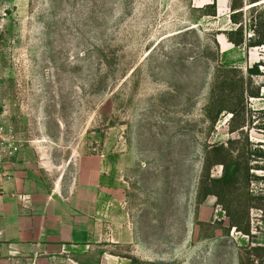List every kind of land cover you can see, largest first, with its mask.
<instances>
[{
	"label": "rangeland",
	"instance_id": "374dc122",
	"mask_svg": "<svg viewBox=\"0 0 264 264\" xmlns=\"http://www.w3.org/2000/svg\"><path fill=\"white\" fill-rule=\"evenodd\" d=\"M232 15L230 0H0L7 222L92 229L9 239L0 264H264V214L242 212L264 191V44L249 46L264 0H243L241 32Z\"/></svg>",
	"mask_w": 264,
	"mask_h": 264
},
{
	"label": "crops",
	"instance_id": "0c3cea01",
	"mask_svg": "<svg viewBox=\"0 0 264 264\" xmlns=\"http://www.w3.org/2000/svg\"><path fill=\"white\" fill-rule=\"evenodd\" d=\"M12 183V182H11ZM19 186L17 180L12 183ZM9 186V182L0 178V188ZM16 190L15 192H17ZM11 203L8 202L5 195L0 194V256H4L8 252L7 242L13 240L12 245L18 252L23 251L25 241L35 243V247L39 248L41 244L54 245L57 242L70 243L86 241L91 236V225L79 219L72 220L69 217L53 215H45L39 218L35 214H19L15 219V225L7 222L5 217ZM15 231L10 235L11 230ZM10 231V232H9ZM29 235V238L26 236ZM27 239H26V238ZM16 252V254H17Z\"/></svg>",
	"mask_w": 264,
	"mask_h": 264
},
{
	"label": "trees",
	"instance_id": "16d2710c",
	"mask_svg": "<svg viewBox=\"0 0 264 264\" xmlns=\"http://www.w3.org/2000/svg\"><path fill=\"white\" fill-rule=\"evenodd\" d=\"M214 5H215V2H213L211 6H214ZM230 8H231V11L233 12L232 22L235 24H239L237 30L241 32L243 30V27H242V24L239 22V20L236 18V14H238L242 10L243 0H230ZM213 14H215V12ZM231 34H232L231 32L227 33V38L229 41L235 43L236 45H240L243 43V38H239L238 40H235ZM261 44H264V40L250 43L249 46H257ZM258 156H262V155H258ZM255 178H257L256 175L250 174L249 170L246 171L245 179H246L247 185H249L251 183V180ZM239 180H240L239 170H238V166L236 165V163H232L229 166L227 165V190L228 188H236L237 185L239 184ZM253 208L260 210L262 214H264V191L262 190L258 193H255L254 190L248 188L245 193V207L244 209H242V212L244 216H246V219H248L249 211ZM229 210L230 208L227 206V212H229V215L232 216ZM232 223L234 226L237 227L239 231H242L244 234H247V235L250 234L249 227L246 229H241L239 225L234 223V220L232 221ZM259 248L260 247H255L254 249L258 250Z\"/></svg>",
	"mask_w": 264,
	"mask_h": 264
}]
</instances>
